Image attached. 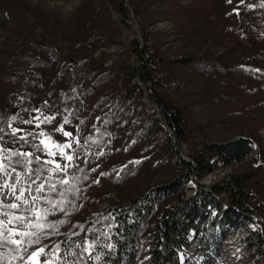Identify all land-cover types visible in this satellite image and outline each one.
Instances as JSON below:
<instances>
[{
    "label": "trees",
    "instance_id": "16d2710c",
    "mask_svg": "<svg viewBox=\"0 0 264 264\" xmlns=\"http://www.w3.org/2000/svg\"><path fill=\"white\" fill-rule=\"evenodd\" d=\"M124 1L115 0L114 4V10L120 13L122 19L128 15ZM2 4L11 8V15L17 22L24 25L34 21L22 2L2 0ZM262 4L264 0H245L239 7L241 29L251 41L259 42L251 47L248 60L249 69L260 70L253 71L254 74L258 73V79L264 76ZM128 47L136 56V61L122 62L110 69L101 68L106 67V63L99 69L90 68L88 64L82 66L83 62L80 61L72 62L70 68L62 63L47 80L45 67L50 62L44 50L49 48L40 46L37 54L32 49L15 46L5 36L0 41V127L5 129L4 133H0L4 136L0 144L7 148L35 151L24 145L23 141L15 142L7 121L11 116L18 115L13 126L21 127L23 124L19 120H26L21 115L22 105L40 93H48L51 110L56 118L63 119L65 115L73 113L69 119L79 117L85 121L82 125L78 123L81 137L91 135L101 141L99 145H91L90 149L87 146L78 149L88 163L77 161L85 169L84 173L77 174H87L89 179L78 185L82 191L72 214L54 217L68 221L61 228L62 233L78 231L73 225L90 227L97 220L100 222L95 227L101 230H107L109 224L113 225L108 242L115 244V249L109 251L98 247L97 251L105 253L102 260H87L85 254L87 264H182L181 255L187 257L193 235L206 226L213 228L214 224L241 231L240 240L250 250L251 264H264V184L261 180L255 181L254 174L246 172H233L212 184L197 180L200 174L242 161L254 150V159L260 160L254 172H263L264 150L258 144L260 138L250 134H237L223 139L193 137L181 105L159 91V87L165 84L164 74L160 70L163 59L156 47L149 44L148 35L144 34L140 38V34L134 33ZM181 61L189 65L196 62L194 58ZM113 80L119 81L116 91L109 94L103 90L100 92L99 88L103 84ZM8 85L15 87L12 100L10 96H4L7 93L3 89ZM143 97L154 102L158 108L150 107L153 126L143 123L146 106ZM97 117L100 119L97 120ZM104 121L109 123L105 124ZM93 124L99 132L93 128ZM156 132H161L163 138L159 145L162 148L159 152L161 155H158L157 161L168 160L172 166L171 175L148 185L132 198L110 200L100 208L87 210L91 203L104 199L103 193L93 189L94 172L90 169L95 168L96 162L109 155L129 153L132 154L128 157L130 168L135 169L138 166L134 163L138 161L135 156L137 153L146 156L147 147ZM29 139L31 143L39 142ZM184 143H187L188 151ZM89 150L93 153L102 150L105 155L99 158L96 155L85 157V151ZM37 155L43 156V153L38 152ZM149 155L153 156V153ZM123 161L126 160L119 162ZM188 188H192L191 193H187ZM222 193L226 194V200ZM212 210H215L214 214H211ZM221 233L210 234V244H200L205 247L206 254L194 260L196 264L217 263L222 247ZM65 238L61 235L45 243ZM0 251L7 252L8 249Z\"/></svg>",
    "mask_w": 264,
    "mask_h": 264
},
{
    "label": "rangeland",
    "instance_id": "374dc122",
    "mask_svg": "<svg viewBox=\"0 0 264 264\" xmlns=\"http://www.w3.org/2000/svg\"><path fill=\"white\" fill-rule=\"evenodd\" d=\"M18 1L27 7L34 21L24 25L17 22L11 15V8L0 0V41L6 36L15 46L32 49L37 54L40 46L49 48L44 50L50 62L45 67V79L49 80L62 63L70 68L72 62L80 61L82 66L88 64L95 69L106 63L107 66L101 68L110 69L122 62L136 61L128 47L130 39L134 33L140 34V38L147 34L149 44L156 47L163 59L160 70L165 84L159 91L181 105L193 137L223 139L250 134L260 138L258 144L264 150V76L258 79V73L246 70L250 67L251 47L259 42L245 36L240 14L233 11H239L245 0L243 3L241 0H232V3L227 0H125L128 15L124 19L114 10L115 0ZM185 58H194L196 62L186 64L181 61ZM118 85L119 81L113 80L99 89L109 94L116 91ZM3 90L7 93L4 96H10V100L14 98L15 87L8 85ZM48 96V93H40L22 105L21 115L30 119L38 115L33 111L37 108L54 115ZM143 101L146 103L143 123L153 126L150 107L158 108L147 97H143ZM69 120L65 130L75 134L80 118ZM62 123L63 119L56 118L52 124L41 125L40 129L24 124L20 128L31 132L43 130L60 141L66 138L55 129ZM162 142L161 132H156L146 156L139 153L135 156L139 161L135 169L130 168L128 157L132 154L129 153L99 159L94 180L100 182L95 183L93 189L103 193L104 199L91 203L87 210L100 208L110 200L132 198L148 185L168 178L172 166L168 160L157 161ZM184 147L188 151L187 143ZM151 152L153 156L149 155ZM255 155L256 150L242 161L198 175L197 180L212 184L233 172H246L254 174V180L260 179L264 184V171L254 172L260 162L254 159ZM122 159L126 161L119 162ZM101 172L108 175L101 176ZM191 191L192 188L187 189V193ZM222 195L226 200V194ZM214 213L212 210L211 214ZM212 233L222 234L221 253L216 264H251L250 250L240 240L242 232L219 224L211 229L206 226L193 235L187 257L181 255L182 264H196L194 260L206 254L205 247L200 244H210Z\"/></svg>",
    "mask_w": 264,
    "mask_h": 264
},
{
    "label": "snow or ice",
    "instance_id": "6c2138e0",
    "mask_svg": "<svg viewBox=\"0 0 264 264\" xmlns=\"http://www.w3.org/2000/svg\"><path fill=\"white\" fill-rule=\"evenodd\" d=\"M227 2L232 3V0ZM233 11L239 15L238 9ZM33 111L38 115L27 120L20 119L19 122L40 129L41 125L52 124L56 120L55 115H48L39 108ZM70 115L73 113L65 115L63 123L55 129L66 138L60 141L54 140L51 134L43 130L31 132L13 126L18 115L11 116L7 121V127L15 142L23 141L24 145L35 151L7 148L0 144V249H8L7 252L0 251V264H87L85 254L87 260H102L105 253L97 251L98 247L109 251L115 249V244L108 242L111 240V224L106 226L107 230H101L95 227L100 222L97 220L90 227L83 224L73 225V228L79 230L62 233L61 228L68 221L54 219L60 215L72 214L82 191L78 185L89 179L87 174H77L85 172L84 167L77 161L88 163L87 159L81 157L78 149L86 146L90 149L91 145H99L101 142L91 135L82 138L79 125L76 126L75 134L65 130V125L70 124ZM84 123V120L79 121L80 125ZM93 128H96L95 124ZM4 131L0 127V133ZM96 131L99 132V129L96 128ZM29 138L39 142L31 143ZM3 140L4 136L0 135V141ZM38 152L43 153V156L37 155ZM91 155L99 158L105 153L102 150L97 153L90 150L84 153L85 157ZM44 156L49 158L45 159ZM90 171L95 172L96 168H91ZM100 175L106 176L108 173L101 172ZM99 182V179L93 181L96 184ZM103 219L107 220L109 217ZM61 235L66 238L45 243Z\"/></svg>",
    "mask_w": 264,
    "mask_h": 264
}]
</instances>
